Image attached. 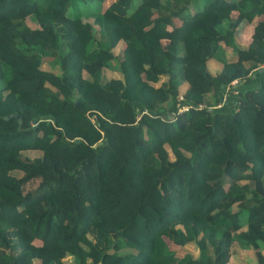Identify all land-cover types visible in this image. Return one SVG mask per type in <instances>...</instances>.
I'll list each match as a JSON object with an SVG mask.
<instances>
[{"label": "trees", "instance_id": "trees-1", "mask_svg": "<svg viewBox=\"0 0 264 264\" xmlns=\"http://www.w3.org/2000/svg\"><path fill=\"white\" fill-rule=\"evenodd\" d=\"M104 1L0 0V264H264V0Z\"/></svg>", "mask_w": 264, "mask_h": 264}, {"label": "rangeland", "instance_id": "rangeland-1", "mask_svg": "<svg viewBox=\"0 0 264 264\" xmlns=\"http://www.w3.org/2000/svg\"><path fill=\"white\" fill-rule=\"evenodd\" d=\"M109 1L110 0H105L103 2V6H106L109 3ZM236 15H237L236 13H232V17H236ZM26 20L30 25L36 26V21H35L33 16H31V15L28 16L26 18ZM254 25H255L254 21L253 22H246L245 20H243L237 26V30H236V34H235V41L238 43V45L240 44L239 46H242V47L247 46V44L250 41V38H251L250 35L252 33V29H253ZM223 47L225 50V55L227 53L230 56V59L236 58L237 53L235 52V50L230 45L224 43ZM117 50H118V48H114L115 52H117ZM215 59H217V60H215L214 63L211 64V69H212L211 71L214 74L220 70V66H221V64L219 63L220 60H218V58H215ZM41 67L44 69H47V70L58 71L57 67H52L50 65V63L46 60L42 61ZM117 75H118V72L115 71L114 69H111L110 67H107L104 69V77L105 78H110V77L117 76ZM160 81H162V80L160 79L158 82L155 83V85H159ZM249 84L252 85L253 83H249ZM186 85H187L186 81L182 82V85L179 86V88H181L180 93H183ZM225 91H224L223 96L225 95ZM207 97H208V99H206V101H204V105L206 107L215 108V107H221L222 106L220 103L218 104V102L214 101V98L211 94H209ZM167 107L171 110V108L168 104H167ZM28 152L30 155H36L39 153V151H37V150H30ZM240 181H243V180H240ZM172 246L178 247V246H175L174 244ZM238 248H239V246L237 244H235L234 250H236V252L233 254V258L231 259V261H229L228 264H249L251 262L253 263L256 260L253 248L245 247V248H241L240 250ZM178 249H179L178 253L180 255L183 254V252L185 250L191 251L194 255H196L198 253V248L195 246L194 242L187 243L186 245H184V247H180ZM260 249L264 252V249L262 247ZM64 262L66 264L73 263L72 256L69 254L66 255L64 257ZM35 264H39V262H36Z\"/></svg>", "mask_w": 264, "mask_h": 264}, {"label": "built area", "instance_id": "built-area-1", "mask_svg": "<svg viewBox=\"0 0 264 264\" xmlns=\"http://www.w3.org/2000/svg\"><path fill=\"white\" fill-rule=\"evenodd\" d=\"M239 79H234L230 82L229 86L226 87V90L230 89L233 92H237V89H235L236 84L238 83ZM226 92V91H225ZM184 94L183 93H179V95L177 96V99L179 100V102L177 103L178 105V111H183L185 109H187L189 107V104L186 103H181L180 101L183 99ZM225 100V95L222 97V100L220 102H218V104H222ZM196 107L198 108H206V109H211L209 107H206L204 105V102H199Z\"/></svg>", "mask_w": 264, "mask_h": 264}, {"label": "crops", "instance_id": "crops-1", "mask_svg": "<svg viewBox=\"0 0 264 264\" xmlns=\"http://www.w3.org/2000/svg\"><path fill=\"white\" fill-rule=\"evenodd\" d=\"M225 56H227V58H229L230 59V56L226 53V55ZM234 59H236V58H233V59H230V60H234ZM215 60H217V59H215V58H210L209 59V65H210V68H211V64H213L214 63V61ZM218 62V61H217ZM219 63L221 64V66H222V63L219 61ZM221 66H220V68H221Z\"/></svg>", "mask_w": 264, "mask_h": 264}, {"label": "water", "instance_id": "water-1", "mask_svg": "<svg viewBox=\"0 0 264 264\" xmlns=\"http://www.w3.org/2000/svg\"><path fill=\"white\" fill-rule=\"evenodd\" d=\"M259 70H260V71L263 70V67H260Z\"/></svg>", "mask_w": 264, "mask_h": 264}]
</instances>
